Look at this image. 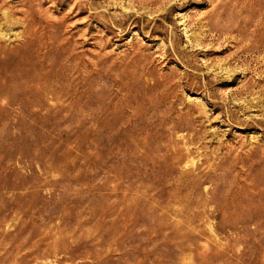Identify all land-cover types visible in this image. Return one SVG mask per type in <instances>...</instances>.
I'll list each match as a JSON object with an SVG mask.
<instances>
[{
    "label": "rangeland",
    "instance_id": "obj_1",
    "mask_svg": "<svg viewBox=\"0 0 264 264\" xmlns=\"http://www.w3.org/2000/svg\"><path fill=\"white\" fill-rule=\"evenodd\" d=\"M0 4V264H264V0Z\"/></svg>",
    "mask_w": 264,
    "mask_h": 264
},
{
    "label": "bare ground",
    "instance_id": "obj_2",
    "mask_svg": "<svg viewBox=\"0 0 264 264\" xmlns=\"http://www.w3.org/2000/svg\"><path fill=\"white\" fill-rule=\"evenodd\" d=\"M24 3V2H23ZM5 4V3H4ZM0 5H2V4H0ZM2 6H6V4L5 5H2ZM2 6H0V11L2 10ZM29 6H30V4H29ZM40 9H41V7H39ZM4 9V8H3ZM6 9H8V8H6ZM9 10V9H8ZM17 10V9H16ZM15 10V11H16ZM3 11H5V10H3ZM7 11V10H6ZM18 12H19V10H17ZM8 12V11H7ZM11 12V11H10ZM22 12V11H21ZM24 13V12H23ZM1 14L4 16V18L8 21V19H9V14L8 13H5V12H1ZM24 14H26V13H24ZM30 14V18H31V21L29 22V27H27L26 28V26H27V24H25L26 26H24L26 29L25 30H23L22 32H21V35L24 37V39H25V37H26V39L22 42V43H19V45H18V49L20 50V49H24V48H26V46L27 45H31V43H33V44H35V43H37V42H39V41H41V36L39 35V33H40V31H38L37 29H38V26H40V25H36L37 26V29L34 27V26H32V24H34V23H36L37 24V22H41V21H39V20H37L35 17H34V14H33V12H30L29 13ZM28 14V15H29ZM12 15V14H11ZM26 16H27V14H26ZM28 17V16H27ZM4 18H1V19H3L4 20ZM26 18V17H25ZM29 18V19H30ZM0 19V20H1ZM12 19V18H11ZM10 19V20H11ZM21 20V19H20ZM22 21V20H21ZM24 21H25V19H24ZM5 23V22H4ZM22 23V22H21ZM32 23V24H31ZM39 24V23H38ZM43 26V25H42ZM41 26V27H42ZM1 29V28H0ZM39 29H41V31H42V28H39ZM2 34V33H1ZM42 35V34H41ZM51 38V37H50ZM47 39V38H46ZM45 42V41H44ZM62 42V41H61ZM40 43V42H39ZM38 43V44H39ZM45 44V43H44ZM42 46V45H41ZM250 47V46H249ZM257 47V46H256ZM10 48H8V47H6V46H3V45H1V41H0V56H2L1 54L2 53H5V54H7V55H11V54H18V49H16L15 51H11L12 49H10ZM15 49V48H14ZM24 51V50H23ZM12 52V53H11ZM259 52V51H258ZM9 58V57H8ZM0 60H1V58H0ZM2 61V60H1ZM4 63V62H3ZM7 65V64H6ZM5 65V66H6ZM17 65H18V63H17ZM12 66V65H11ZM13 67L14 68H11V70L10 71H12V73H14V72H16L17 71V68L15 67V65H13ZM1 68H2V65H1ZM7 68H8V66H7ZM6 68V69H7ZM9 69H10V67H9ZM2 70H3V68H2ZM1 71V70H0ZM6 71H8V70H6ZM5 72V71H4ZM9 74V73H8ZM7 77V76H6ZM43 77H47V76H43ZM12 78H14V77H12ZM61 78V77H60ZM8 80V78H4V79H0V82L1 81H3V83H5L6 81ZM58 80V79H57ZM59 81H60V79H59ZM58 81V82H59ZM50 82V81H49ZM57 83V82H56ZM60 83V82H59ZM46 84V83H45ZM45 84H44V86H45ZM62 84V83H61ZM48 86L50 85V84H47ZM51 85H52V83H51ZM54 85H56V84H54ZM61 86V85H60ZM56 87H58V86H56ZM62 87V86H61ZM51 88H53V85H52V87ZM46 90H48L47 88H45ZM55 90H57V89H55ZM54 90V91H55ZM45 91V90H44ZM61 91V90H60ZM60 91H58L59 92V95H61L60 94ZM49 92H50V90H49ZM52 93V92H51ZM57 93V92H56ZM62 93V92H61ZM53 95H55V94H53ZM56 97V96H55ZM52 98V97H51ZM4 100L3 101H5V102H7V99L5 100V98H3ZM57 99V98H56ZM55 99V100H56ZM63 99V98H62ZM53 100V99H52ZM62 101V100H61ZM57 103V102H56ZM63 102H61V104H62Z\"/></svg>",
    "mask_w": 264,
    "mask_h": 264
}]
</instances>
